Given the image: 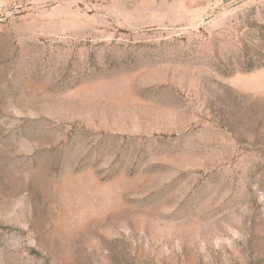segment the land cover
Segmentation results:
<instances>
[{"label": "rangeland", "instance_id": "obj_1", "mask_svg": "<svg viewBox=\"0 0 264 264\" xmlns=\"http://www.w3.org/2000/svg\"><path fill=\"white\" fill-rule=\"evenodd\" d=\"M0 264H264V0H0Z\"/></svg>", "mask_w": 264, "mask_h": 264}, {"label": "water", "instance_id": "obj_2", "mask_svg": "<svg viewBox=\"0 0 264 264\" xmlns=\"http://www.w3.org/2000/svg\"><path fill=\"white\" fill-rule=\"evenodd\" d=\"M222 2H228V1H230V0H221Z\"/></svg>", "mask_w": 264, "mask_h": 264}]
</instances>
